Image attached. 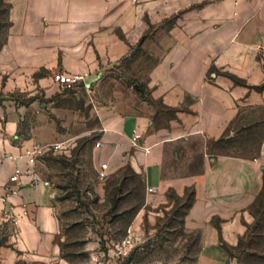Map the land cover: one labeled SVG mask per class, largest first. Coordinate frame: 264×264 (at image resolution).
Returning <instances> with one entry per match:
<instances>
[{
  "label": "crops",
  "instance_id": "1",
  "mask_svg": "<svg viewBox=\"0 0 264 264\" xmlns=\"http://www.w3.org/2000/svg\"><path fill=\"white\" fill-rule=\"evenodd\" d=\"M5 1L0 185L16 165L7 154L35 143L67 147L93 133L107 170L131 145L147 188L162 190L168 162L184 148L203 153L243 109L264 110V0ZM138 52L150 60L146 68L138 67ZM134 63L127 86L125 78L105 74L112 65ZM57 72L77 78L73 90L83 106L66 103L53 80ZM202 167L188 178L197 188L187 217L200 232L194 264H229V245L263 187L264 140L253 158L204 151ZM10 201L17 214H27L15 226L0 214V264H65L51 184L21 185Z\"/></svg>",
  "mask_w": 264,
  "mask_h": 264
},
{
  "label": "rangeland",
  "instance_id": "2",
  "mask_svg": "<svg viewBox=\"0 0 264 264\" xmlns=\"http://www.w3.org/2000/svg\"><path fill=\"white\" fill-rule=\"evenodd\" d=\"M8 8V3L0 0V47L9 24ZM140 55L138 67L146 68L150 60L145 53ZM134 66L136 63L133 68L112 65L105 74L125 78L127 86L134 79ZM60 88L67 93L66 103L83 106L73 89ZM21 96L11 95L16 101ZM20 129L26 133L24 125ZM96 140L92 133L76 138L67 147L60 143L56 148L59 142L47 145L49 149L37 164L44 169L36 166L55 191L63 232L60 253L65 264H194L200 232L187 217L197 188L188 178L201 172L204 151L209 155L258 156L264 140V110L243 109L224 136L210 141L203 153L197 146L184 148L168 162L164 189L153 192L148 191L142 173L132 163L136 152L131 145L122 148L121 157L100 178L101 150ZM247 209L244 229L229 245V264H264V182Z\"/></svg>",
  "mask_w": 264,
  "mask_h": 264
},
{
  "label": "built area",
  "instance_id": "3",
  "mask_svg": "<svg viewBox=\"0 0 264 264\" xmlns=\"http://www.w3.org/2000/svg\"><path fill=\"white\" fill-rule=\"evenodd\" d=\"M135 2L136 0H130ZM53 80L57 82L62 88L74 89L76 86L77 78L66 74L57 73ZM138 138L136 130H133L131 140L135 141ZM55 147H60V143L55 144ZM49 148L44 145H32L22 149L18 154H7V158L16 162L12 173L9 175L7 182L0 185V214L3 219L11 221L13 224L17 223L20 216L27 214V210L23 209L21 214H17L14 209V204L10 201V197L19 191L21 185L34 186L43 184L49 186L50 182L37 170L36 166L39 158L45 154ZM23 161V165L18 162ZM107 174V163L104 162L99 166L98 175L100 178L105 177ZM148 191H155L154 188L149 187Z\"/></svg>",
  "mask_w": 264,
  "mask_h": 264
}]
</instances>
